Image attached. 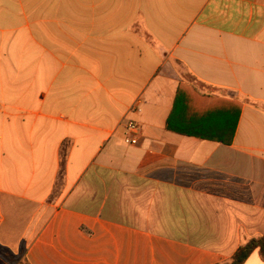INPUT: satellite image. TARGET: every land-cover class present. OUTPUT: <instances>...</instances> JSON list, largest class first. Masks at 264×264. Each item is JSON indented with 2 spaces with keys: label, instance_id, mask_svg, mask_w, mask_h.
Here are the masks:
<instances>
[{
  "label": "crops",
  "instance_id": "crops-1",
  "mask_svg": "<svg viewBox=\"0 0 264 264\" xmlns=\"http://www.w3.org/2000/svg\"><path fill=\"white\" fill-rule=\"evenodd\" d=\"M178 101L213 140L168 130ZM258 237L264 0H0V264H230Z\"/></svg>",
  "mask_w": 264,
  "mask_h": 264
},
{
  "label": "trees",
  "instance_id": "trees-1",
  "mask_svg": "<svg viewBox=\"0 0 264 264\" xmlns=\"http://www.w3.org/2000/svg\"><path fill=\"white\" fill-rule=\"evenodd\" d=\"M181 103L176 102V105L174 107V111L172 115L170 116L168 123H167V128L168 130L179 133V134H184V135H189V136H202L204 138H208L213 140L214 138L208 137L205 134H197L193 133L181 123L177 117H179V113L181 112ZM181 120V119H180ZM236 126V123H235ZM235 128V127H234ZM219 142H223L224 144H230V141H224V140H219ZM258 251L262 259L264 260V237H258V238H253L249 240L246 244L242 245L237 252L234 254V256L231 259L230 264H245L246 261L250 258V256ZM0 256L3 258L9 260L11 258H14V255L12 254L11 251H9L7 248H4L0 245Z\"/></svg>",
  "mask_w": 264,
  "mask_h": 264
},
{
  "label": "built area",
  "instance_id": "built-area-1",
  "mask_svg": "<svg viewBox=\"0 0 264 264\" xmlns=\"http://www.w3.org/2000/svg\"><path fill=\"white\" fill-rule=\"evenodd\" d=\"M138 129H139L138 125H136L133 122L129 123V125H128V131L130 133H137L138 132Z\"/></svg>",
  "mask_w": 264,
  "mask_h": 264
},
{
  "label": "rangeland",
  "instance_id": "rangeland-1",
  "mask_svg": "<svg viewBox=\"0 0 264 264\" xmlns=\"http://www.w3.org/2000/svg\"><path fill=\"white\" fill-rule=\"evenodd\" d=\"M7 261H9V262H17L18 260H16L15 258H11V259H9ZM22 264H24V263H22Z\"/></svg>",
  "mask_w": 264,
  "mask_h": 264
}]
</instances>
